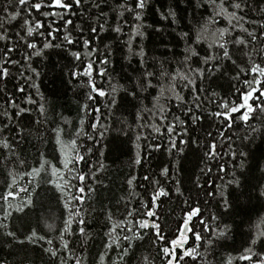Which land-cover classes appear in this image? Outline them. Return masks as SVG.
Wrapping results in <instances>:
<instances>
[{
  "label": "trees",
  "instance_id": "16d2710c",
  "mask_svg": "<svg viewBox=\"0 0 264 264\" xmlns=\"http://www.w3.org/2000/svg\"><path fill=\"white\" fill-rule=\"evenodd\" d=\"M201 2L0 0V264H264V0Z\"/></svg>",
  "mask_w": 264,
  "mask_h": 264
},
{
  "label": "snow or ice",
  "instance_id": "6c2138e0",
  "mask_svg": "<svg viewBox=\"0 0 264 264\" xmlns=\"http://www.w3.org/2000/svg\"><path fill=\"white\" fill-rule=\"evenodd\" d=\"M68 2H70V0H68ZM197 2H198V4H199V6L200 7H202V8H204V9H208V8H210L211 7V5L210 4H208V3H206V2H201V0H197ZM217 2H219V0H217ZM149 3H150V0H149ZM73 7H75V5H73ZM41 11H43V9H41ZM168 11H170V12H172V13H174L175 12V10L174 9H169ZM161 15V18H163V19H169L170 17H165L164 15H163V13H161L160 14ZM65 20H67V17H65L64 18ZM135 19H137V17H134V20ZM63 22V21H62ZM75 26V25H74ZM99 28H100V25H99ZM112 32H114V33H116V35H124V32H123V30L122 29H120V30H117V28H116V26L115 27H112L111 29H110ZM157 30H161V29H157ZM95 31H97V29L95 30ZM106 31H109V29H106ZM83 34V32H81V35ZM80 43V41H76V43ZM134 43V42H133ZM74 44V41H72L71 42V44H70V46H72ZM82 44H83V41H82ZM88 47H89V40H88ZM125 47H127V43L125 42ZM105 48L107 49L106 51H105V56H108L109 54H110V52L108 51V50H110L111 48H112V44L111 43H109V44H105ZM91 51V50H90ZM98 51H99V49H97V53H98ZM136 55H137V57L139 58V46H138V50H136ZM75 59V58H74ZM85 60V58L83 57V56H81L80 57V61H84ZM79 62V61H78ZM107 63H108V61H107V59H104V64L105 65H107ZM83 66V64H81V67ZM9 67V64L6 62L5 64H4V68H8ZM92 67L94 68V64L92 65ZM99 71V70H98ZM105 72H107V70H106V68H105ZM0 76H3V72L2 71H0ZM5 79V81H7L8 80V77H4ZM99 87V86H98ZM257 95H259V93H257ZM15 115V111H13V116ZM235 117H233V119H234ZM179 145L177 144V147H178ZM151 205H149V207H150Z\"/></svg>",
  "mask_w": 264,
  "mask_h": 264
},
{
  "label": "rangeland",
  "instance_id": "374dc122",
  "mask_svg": "<svg viewBox=\"0 0 264 264\" xmlns=\"http://www.w3.org/2000/svg\"><path fill=\"white\" fill-rule=\"evenodd\" d=\"M181 241H182V237H179V238L176 239L177 243H180Z\"/></svg>",
  "mask_w": 264,
  "mask_h": 264
}]
</instances>
